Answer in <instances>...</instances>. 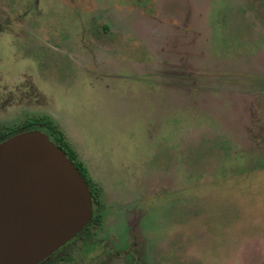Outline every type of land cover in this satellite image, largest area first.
Masks as SVG:
<instances>
[{
    "label": "rangeland",
    "instance_id": "obj_1",
    "mask_svg": "<svg viewBox=\"0 0 264 264\" xmlns=\"http://www.w3.org/2000/svg\"><path fill=\"white\" fill-rule=\"evenodd\" d=\"M18 43L52 53L103 211L143 218L134 250L264 264V0H0V46ZM97 254L54 264L115 261Z\"/></svg>",
    "mask_w": 264,
    "mask_h": 264
},
{
    "label": "water",
    "instance_id": "obj_2",
    "mask_svg": "<svg viewBox=\"0 0 264 264\" xmlns=\"http://www.w3.org/2000/svg\"><path fill=\"white\" fill-rule=\"evenodd\" d=\"M91 216L88 185L46 134L22 132L0 143V264H39Z\"/></svg>",
    "mask_w": 264,
    "mask_h": 264
},
{
    "label": "flooded vegetation",
    "instance_id": "obj_3",
    "mask_svg": "<svg viewBox=\"0 0 264 264\" xmlns=\"http://www.w3.org/2000/svg\"><path fill=\"white\" fill-rule=\"evenodd\" d=\"M51 55L52 53L46 47L20 46L19 43L15 47L0 46V143L22 132L40 131L63 151V141L71 145L79 159V154L72 145L73 138L70 137L72 127L66 103L63 101L57 103V97L55 98L53 94V88L57 84L54 85L51 79ZM67 73V61L62 60L60 71L62 83L66 82V78L63 77H66ZM33 75H38V78ZM65 91H61V94ZM59 133L63 141L58 140ZM79 161L85 167L94 189L93 197L90 184L81 174L91 191V219L72 240L39 264H54L58 260H68L72 256L82 259L92 252H97L95 256L99 257L108 249L115 260L113 264H117L118 259L127 264L131 262L158 264L149 249L145 255L133 249L137 247L135 239L140 236L142 230L144 231L143 218L141 217L139 221L138 213L134 211L125 212V216L123 218L118 216V219H113L110 216L111 213L106 214L101 205L100 188L89 175L86 162L82 158ZM72 162L75 164L74 161ZM122 219L126 220L124 230L121 227ZM147 247L144 245L143 249ZM104 258L109 259L110 256L106 255Z\"/></svg>",
    "mask_w": 264,
    "mask_h": 264
},
{
    "label": "trees",
    "instance_id": "obj_4",
    "mask_svg": "<svg viewBox=\"0 0 264 264\" xmlns=\"http://www.w3.org/2000/svg\"><path fill=\"white\" fill-rule=\"evenodd\" d=\"M57 138L59 141H63V137L62 135L59 133L57 135ZM63 149H64V152L67 154V156L75 162L77 168L80 170L81 174L84 176V178L86 179V181L90 184L91 186V190H92V195L94 197V189L92 188V182L90 180V178L88 177L87 175V171L85 169V167L83 166V164L79 161L78 159V156H77V153L76 151L71 147V145L67 144V143H64L63 141Z\"/></svg>",
    "mask_w": 264,
    "mask_h": 264
}]
</instances>
